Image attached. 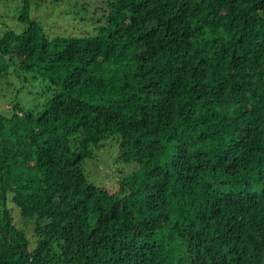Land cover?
Wrapping results in <instances>:
<instances>
[{
	"label": "trees",
	"instance_id": "16d2710c",
	"mask_svg": "<svg viewBox=\"0 0 264 264\" xmlns=\"http://www.w3.org/2000/svg\"><path fill=\"white\" fill-rule=\"evenodd\" d=\"M110 5L91 35L32 0L0 24V83L42 87L0 114V264H264V0ZM112 136L139 165L118 191L83 166Z\"/></svg>",
	"mask_w": 264,
	"mask_h": 264
},
{
	"label": "rangeland",
	"instance_id": "374dc122",
	"mask_svg": "<svg viewBox=\"0 0 264 264\" xmlns=\"http://www.w3.org/2000/svg\"><path fill=\"white\" fill-rule=\"evenodd\" d=\"M112 0H32L31 16L41 23L49 35L66 32L74 35L94 34L99 25L107 24ZM23 0H0L1 27L22 32L26 24L18 19ZM1 32V30H0ZM29 75V74H27ZM42 90L38 81H23L15 75L0 83V114L9 115L15 102L25 108H34L38 102L37 93ZM120 138L112 136L101 146L94 147L83 166L87 178L97 186L119 190L120 180L139 168L135 162L120 159ZM7 208L13 222L33 238L34 221L23 219L19 208L8 197Z\"/></svg>",
	"mask_w": 264,
	"mask_h": 264
}]
</instances>
